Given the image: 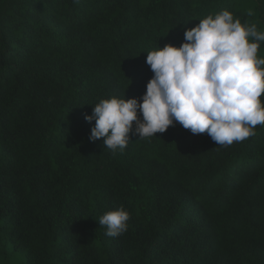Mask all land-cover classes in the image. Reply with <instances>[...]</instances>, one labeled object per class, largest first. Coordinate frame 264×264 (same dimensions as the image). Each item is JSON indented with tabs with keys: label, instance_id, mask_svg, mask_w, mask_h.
<instances>
[{
	"label": "trees",
	"instance_id": "1",
	"mask_svg": "<svg viewBox=\"0 0 264 264\" xmlns=\"http://www.w3.org/2000/svg\"><path fill=\"white\" fill-rule=\"evenodd\" d=\"M224 10L264 31V0H0V264H264V125L219 146L134 124L113 155L85 119L142 98L148 51Z\"/></svg>",
	"mask_w": 264,
	"mask_h": 264
},
{
	"label": "clouds",
	"instance_id": "2",
	"mask_svg": "<svg viewBox=\"0 0 264 264\" xmlns=\"http://www.w3.org/2000/svg\"><path fill=\"white\" fill-rule=\"evenodd\" d=\"M79 4L80 0H73ZM248 15H253L252 11ZM264 31L242 23L229 10L209 15L185 31V42L148 51L154 72L142 98L111 97L94 105L87 121L95 120L90 140L123 152L130 133L139 139L164 133L179 122L193 134L207 133L219 146L255 135L264 125V58L258 57ZM142 117V118H141ZM130 213L123 207L99 217L109 237L128 230Z\"/></svg>",
	"mask_w": 264,
	"mask_h": 264
}]
</instances>
